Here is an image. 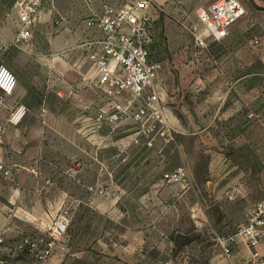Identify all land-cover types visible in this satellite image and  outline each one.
Masks as SVG:
<instances>
[{"label":"rangeland","instance_id":"obj_1","mask_svg":"<svg viewBox=\"0 0 264 264\" xmlns=\"http://www.w3.org/2000/svg\"><path fill=\"white\" fill-rule=\"evenodd\" d=\"M134 1L54 0L52 30L35 29L30 40H53L44 53L81 58L92 75L87 44L99 30L87 20L106 3ZM242 1L245 14L233 25L242 32L199 45L194 32L202 31V0H154L153 10L168 15L175 39L167 51L175 58L160 72L171 76L158 103L164 123L152 114L138 119L136 107L116 124L101 121L106 97L101 105L89 97L86 113L55 100L50 119L57 127L41 130L44 153L29 196L42 223L24 232L36 236L55 219L68 220L67 239L57 244L51 264H264V238L254 249L240 243L229 257L218 244L264 201V2ZM79 23L86 24L80 32ZM155 87L162 91L158 78ZM80 118L90 124L81 132L63 125ZM215 152H233L237 159L210 160ZM233 163L243 179L231 185L224 182L225 169L216 173L213 166ZM180 168L184 175L166 177ZM241 186L247 194L237 191Z\"/></svg>","mask_w":264,"mask_h":264},{"label":"crops","instance_id":"obj_2","mask_svg":"<svg viewBox=\"0 0 264 264\" xmlns=\"http://www.w3.org/2000/svg\"><path fill=\"white\" fill-rule=\"evenodd\" d=\"M214 1L216 0H202L205 6ZM259 1L264 2V0ZM161 5L162 2H160L159 10L166 13L167 8H162ZM152 14L154 26L153 41L149 46L150 59L168 64L175 58L171 57L172 53L171 56L167 54V51L174 48L172 44L175 42L172 31L166 23L168 15L160 18L156 8L152 10ZM53 15L54 1L43 0L33 32L35 29L41 32L47 30L49 34L52 30ZM75 25L78 32L86 28L85 23ZM262 25L264 26V20ZM21 27L18 0H0V41L4 46L0 61L17 77L14 93L5 96L0 104V129H4L0 133V162L9 171L8 175L0 172V232L4 238L1 255L12 258L18 264H22L28 255V251L20 248L21 244L27 237L35 236L25 234V226L42 223L35 215L33 203L29 199L35 189L34 184L38 181V178L31 173V168L37 166V161L44 153L41 130L57 127L50 119L55 111L53 107L55 100L61 105L77 106L79 107L77 112L86 113L89 107V97L92 99H90V104L96 103V105H101L102 98L100 90L95 85L97 72L94 67H92L93 74L89 75L88 63L81 58L76 60L71 57H56L54 54L44 53L43 49L49 48L50 42L54 43L50 39L47 43L29 40L15 45L12 40ZM242 29L241 25L232 26L225 39L214 43H224L223 41L242 32ZM259 43L264 45V29L259 31ZM166 79H171V76L167 73L159 74L158 80L162 90L160 93H163L161 86ZM1 95L0 91V97ZM20 106L23 107L24 114L19 121H13L12 115ZM63 125H67L70 129H79L81 132L90 124L87 120L82 121L80 118L79 122L69 121ZM209 159L232 161L236 160L237 156L233 152H215ZM213 167L216 173L225 169L226 172H223L227 174L224 182L229 180L231 185L235 182L240 183L243 179L239 165L233 163ZM257 186L259 190V184ZM247 189L248 187L241 186L237 191L244 195L248 193ZM250 203L254 204L255 200ZM14 232L16 234H13ZM17 233L22 234L19 236Z\"/></svg>","mask_w":264,"mask_h":264},{"label":"built area","instance_id":"obj_3","mask_svg":"<svg viewBox=\"0 0 264 264\" xmlns=\"http://www.w3.org/2000/svg\"><path fill=\"white\" fill-rule=\"evenodd\" d=\"M50 2L54 0H48ZM43 0H18L20 22L22 27L12 40L19 45L32 38L33 28L38 22ZM154 0H136L130 4L117 6L106 3L100 14L87 20L89 27L99 30V35L87 44L91 52L93 67L97 72L95 85L102 97L109 100V108H100L101 121L116 124L136 107L134 112L138 119L152 114L156 121L164 123L163 111L158 108L160 92L155 87L162 63L150 59L149 46L153 41L154 17L152 10ZM245 14L241 0H216L198 13L202 31L194 32L199 45H205L206 38L222 41L229 29ZM4 46L0 41V54ZM17 86V77L0 61V104L5 96L12 95ZM138 103L136 106H133ZM24 114L20 106L12 115L13 121H19ZM4 129H0V133ZM167 130L163 132V135ZM180 168L175 175L167 174L173 179L184 175ZM0 172L8 175L4 164L0 162ZM34 176L39 175L36 168L31 169ZM264 201L259 203L248 216L247 222L235 233L221 236L218 244L223 253L231 256L240 243L256 248L264 238ZM69 222L55 219L47 232L27 237L20 248L28 251L32 259L22 264H51L57 244L62 243L68 235ZM4 238L0 232V264H18L12 258L1 255ZM255 253L254 257H258Z\"/></svg>","mask_w":264,"mask_h":264}]
</instances>
